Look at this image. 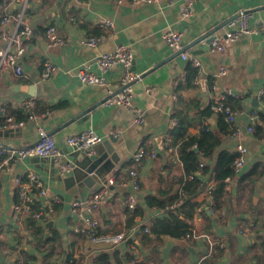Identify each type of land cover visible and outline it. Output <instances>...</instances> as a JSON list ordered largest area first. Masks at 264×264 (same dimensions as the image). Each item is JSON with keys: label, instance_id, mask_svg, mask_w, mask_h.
Instances as JSON below:
<instances>
[{"label": "crops", "instance_id": "crops-1", "mask_svg": "<svg viewBox=\"0 0 264 264\" xmlns=\"http://www.w3.org/2000/svg\"><path fill=\"white\" fill-rule=\"evenodd\" d=\"M183 4L184 0H176L173 5L148 3L138 6L131 5L129 1L117 4L114 0H84L83 4L68 3L67 0H28L25 20L34 34L26 41L27 54L22 62L24 76L19 77L11 69L0 68V107H7L12 113L23 116L24 119L18 120H27V124L3 131L0 146L7 149L28 147L37 140L38 127L44 126L78 166L73 172L75 185H67L66 176L59 174L49 158L31 156L5 163L0 172V264H15L17 246L21 247L24 259L26 252L36 254V264L39 258L40 264H60L67 260L69 253L78 256V248L86 238L74 230L81 222L71 213V203L76 198L87 197L98 183L102 186L107 181L105 178H92L82 182L86 161H79L78 152L66 147L68 136L86 128H92L104 137L95 146L94 154H108L105 157L115 161V167L107 178L115 176L117 183L111 186L108 198L97 210L99 232L127 231L139 220H148L146 225L149 228L152 219L166 216L160 214L161 208H150L146 196L169 186L173 177L183 171L182 164L164 147L174 126L172 118H179L180 95L176 92L175 81L186 72L189 62L164 40L163 34L169 28L183 33L184 51L195 55L198 50H203L196 54L202 62L198 88L183 89L182 99L196 96L201 99L202 106L207 105L212 99L209 78H217L221 90L228 89L237 94L230 102L235 110L241 112L237 119L239 132L221 136L222 142L216 154L223 149L236 150L242 144L249 151L242 173L256 163L264 164V116L260 114V111L264 112V100L257 96L258 89L264 85V35L254 33L231 42L226 50L212 52L197 42L212 31L215 36L223 34L227 21L240 13L250 12L253 26H260L264 19V0H198L188 17L182 15ZM20 7V4L13 5L15 10ZM104 18L114 23L111 29H103L112 34V38L95 48L81 45L82 38L92 36L95 29H102L99 22ZM85 23L88 28L82 26ZM49 25L56 26L58 34L68 41L66 46L53 45L44 36ZM111 39L118 45L126 44L134 53L136 69L133 71L139 74L132 83L135 112L121 106L107 107V90L85 85L77 76L84 65L110 49L108 40ZM46 58L52 59L58 69L54 77L43 79ZM222 68L225 69L223 73ZM93 69L99 71L97 66ZM123 71V66L118 64L106 74L116 90H120L117 81ZM29 100H33L34 106L26 103ZM38 103L51 109L36 113ZM250 110H256L258 114L253 133L248 131L250 121L247 113ZM30 115L34 117L30 118ZM137 118H141L143 123H137ZM209 122L212 128H216L215 116ZM116 130L119 135L114 137L112 132ZM191 132L200 135L201 127H193ZM141 147L156 149L157 156L146 155L137 161L134 154ZM131 169L139 172L141 185L136 208L141 212L134 217V211L125 202L126 195L133 191L129 186ZM30 171L40 174L48 184L50 196L59 199L55 212L46 214L44 222L37 221L45 225L47 237L53 234V230L59 234L51 252L37 251L38 237L28 227L26 217L22 223H17L15 178ZM232 188L228 191L231 199L222 210L223 219L208 209L209 190L197 197L199 205L193 217L192 230L223 242V249L204 257L207 251L205 239L151 234L142 227L116 248L92 246L90 252L83 256V263L96 264L98 256L108 252L111 255L117 253V259L121 260L117 262L115 258L112 264H196L203 257L202 264H264V249L260 243L264 238V178L254 184L241 185L237 178L232 181ZM240 231H244L243 234ZM170 240L176 243L165 255L162 248Z\"/></svg>", "mask_w": 264, "mask_h": 264}, {"label": "built area", "instance_id": "built-area-1", "mask_svg": "<svg viewBox=\"0 0 264 264\" xmlns=\"http://www.w3.org/2000/svg\"><path fill=\"white\" fill-rule=\"evenodd\" d=\"M117 4H122L124 1H129L131 5L138 6L142 4L158 3L173 5L176 0H114ZM198 0H184L182 7V15L188 17L192 13L194 4ZM68 3L83 4L84 0H67ZM14 4H20L21 7L17 10L13 9ZM28 0H0V68L11 69L17 76L23 77L24 70L22 62L27 54L26 41L32 38L34 34L33 28L25 20V12L27 10ZM252 14L250 12L240 13L239 16L231 20L223 34L216 35L211 45H207L205 41H201L204 49L208 51L226 50L231 42L239 40L243 37L251 36L254 33H262L264 35V19L260 26H253ZM99 26L108 30L114 26V23L109 19H102L99 22ZM44 36L53 45L66 46L68 41L61 37L55 25H49ZM112 38V34L108 31L98 35H92L82 38L80 40L81 45L95 48L98 47L105 40ZM163 38L170 48L175 51L181 52L183 59L191 61L196 67L201 68L202 62L198 55L191 54L188 51H184L185 41L182 32L169 28L164 32ZM134 61L133 50L126 44H119L113 52L101 53L90 64L84 65L77 73L79 80L89 86L102 87L107 90L108 97L105 101L107 107L121 106L127 110L136 111L134 106V88L132 83L139 78V74L132 70ZM123 66V74L117 81L120 90L114 89V84L108 80L106 74L115 65ZM93 66H97L99 71L93 69ZM56 63L46 58L43 63L42 78L48 79L54 77L57 72ZM225 72L222 68L221 73ZM186 72L184 71L180 79L185 80ZM195 83H199V79H195ZM212 98L216 103L213 105L215 111L223 112L228 122H230L234 128L233 133H238L237 127L238 115L241 113L235 110L229 99L237 97V94L232 90H221L218 85V79L215 78L209 88ZM264 95V85L257 91L258 98H262ZM29 106H34L33 100L26 102ZM34 115H30L33 118ZM247 117L250 121L248 131L253 133L255 131V123L258 120V114L256 110H250L247 113ZM136 122L141 124L143 120L137 118ZM175 126L178 124L177 116H174L171 120ZM27 124V120H18L14 114L7 107H0V130L7 131L10 129H16L23 127ZM208 124V122H206ZM114 137H117L118 131L112 132ZM104 137L92 128H86L77 134L70 135L66 139V147L72 152H83L86 155H93L94 148L97 144L102 142ZM172 137L168 134L166 138V147L169 152L176 151V147L171 144ZM193 148H197L194 144ZM7 149L5 146H0V152L5 154L6 158L3 164L0 166V172L8 163L12 160L20 161L31 156H39L49 158L54 167L57 169L60 175L67 176L76 169V162L67 156L64 149L60 147L53 135L44 127H38V138L32 145L25 148ZM239 154L236 157L234 165L235 177L226 178V189L232 191V181L237 179L242 173L245 164L248 159V148L242 144H239L236 149ZM149 155L152 158L157 156L156 149L148 150L141 147L138 152L134 154V158L140 161L143 156ZM205 165V160L202 159L200 167ZM197 175L201 174V171L196 172ZM131 181L129 186L133 189L128 195H126L125 202L130 210H135L139 205L138 192L140 191V174L136 169L129 171ZM117 183L115 176L107 179L106 183L97 187L87 197L76 198L73 200L70 206L71 213L79 219L80 225L75 227V232L85 235L86 240L79 246L77 251V257L84 256L90 252L92 246L116 248L120 244L127 241L131 236L137 232L143 230L149 232L150 229L146 225L148 220H139L136 225L127 231H121L116 233H101L99 232V220L97 217V210L108 198L110 194L111 186ZM126 185V183H123ZM215 187V183L212 181L209 191ZM15 188L18 201L14 205V211L17 217V223L20 224L25 217L31 216L38 222H44L47 218L46 214H52L55 212L56 205L59 203L57 197L50 196L49 187L46 181L40 174L34 171H30L27 174L17 175L15 178ZM1 198V193H0ZM181 200H178L174 204H168L165 208H161V215H166L169 210L179 206ZM38 206V207H36ZM211 213L219 214L221 219L224 218L223 211H217L211 205L208 206ZM244 231H240L243 234ZM185 239H205L207 244V251L204 257L212 253L215 245H219L220 248L224 247V243L216 239L211 238L209 235L198 234L194 230L191 233L183 236ZM256 241V240H255ZM253 241V242H255ZM15 264H25L24 256L21 252V247L17 246ZM203 257V258H204ZM203 258H201L196 264H202ZM60 264H69L67 260H63ZM79 264V263H76ZM81 264H84L83 262Z\"/></svg>", "mask_w": 264, "mask_h": 264}, {"label": "trees", "instance_id": "trees-1", "mask_svg": "<svg viewBox=\"0 0 264 264\" xmlns=\"http://www.w3.org/2000/svg\"><path fill=\"white\" fill-rule=\"evenodd\" d=\"M82 26L88 28L87 23L82 24ZM95 30L92 35L104 33V30L100 28ZM199 71L200 68L189 61L186 67L185 80L178 79L175 81L176 92L180 95V108L178 109V124L170 129V135L172 137L171 144L176 147V151L169 152L168 148L164 147V150L168 151L171 157L178 159L182 164L183 171L173 177L169 186L159 190L156 194L150 193L146 196V202L150 208H165L168 204H174L178 200H181V204L169 210L166 216L152 219L149 227L151 234H163L179 239L191 233L194 227L193 217L199 205L197 197L210 189L212 181L215 183V187L211 190L210 205L215 210L222 212L228 199H231L230 195L228 196L229 192L226 189L225 180L227 177L236 176L233 163L239 152L237 150L223 149L216 154V151L221 145V136L232 134L234 128L223 112L213 109V105L216 103L214 98L205 106H202L201 99L196 96H192L188 100L181 98L183 89L196 90L198 88V85L195 84V79H199ZM213 80L212 78L208 79L209 88ZM262 98L264 100V95ZM50 109L51 107H41L38 103L36 113H43ZM13 114L16 119H24L23 116H18L17 113ZM260 114L264 116L263 111H260ZM213 116L216 117V128H212L209 122V119ZM193 127H201L200 135L192 134L191 129ZM259 129L260 133L258 132V134L261 136L262 129L260 127ZM194 144L197 145V148H193ZM5 158V154L0 152V166ZM202 159L205 160V165L200 167ZM199 170L201 174L197 175L196 172ZM237 178L240 185L243 183L254 184L260 181L264 178V164H254L247 172L241 173ZM132 211H134L133 217L141 212V210L137 209ZM26 219L28 227L32 228L33 233L38 237L37 251L51 252L59 237L57 230H53V234L47 237L45 225L39 224L31 216H27ZM80 236L83 239L86 238L85 235L81 234ZM260 243L262 249H264V238H262ZM220 249L219 245H215L213 251ZM24 255L25 264H36L38 258L36 254L26 252ZM116 255L117 253L111 255L108 252H103L98 256L96 264H112L115 258L117 262H120L121 260L117 259L118 256ZM66 259L69 264H81L84 260L83 256L74 257L73 253H69Z\"/></svg>", "mask_w": 264, "mask_h": 264}, {"label": "water", "instance_id": "water-1", "mask_svg": "<svg viewBox=\"0 0 264 264\" xmlns=\"http://www.w3.org/2000/svg\"><path fill=\"white\" fill-rule=\"evenodd\" d=\"M240 14H237L236 16H234L233 18H231L230 20L227 21V24L233 20L235 17L239 16ZM262 22L259 24L261 25ZM209 37V38H207ZM215 34L214 31H212V33H210V35L205 36L203 38H200L197 42L200 43L201 41H205V43L207 45H211L212 41L215 39ZM110 42V49H108L107 51H105L106 53L109 52H113L114 50H116L118 44H116V42L111 39L108 40ZM203 50H198L197 53L195 54H200L202 53ZM177 54H181V52H177ZM134 62L135 59L133 61V66H132V70L136 69V67L134 66ZM202 84L204 85V82H202ZM31 90L33 89V87H30ZM256 100V98H255ZM3 131L0 130V135L2 134ZM162 140V139H161ZM161 140H159V143L161 142ZM78 160L79 161H86V166L83 168V172L85 177L82 178V182L86 183L89 179H96L99 180L100 178H105V180H107V175L109 174V172L115 167V161L113 160V158H106L105 156H108V154L104 155V156H100L97 154H93V155H86L83 152H78ZM76 162V161H75ZM76 165L78 166V163L76 162ZM76 169L74 170V172H76ZM72 174V173H71ZM68 174L65 178V182L67 183V185L69 184H73L75 185L76 183V175L75 173H73L74 175ZM97 187H99V183L97 184ZM242 239L245 240V237L240 234L239 235ZM176 242L174 240H170L168 242V245L165 248H162V251L165 253V255L168 254V251L171 249V247L175 244ZM41 263V258H39V263Z\"/></svg>", "mask_w": 264, "mask_h": 264}]
</instances>
